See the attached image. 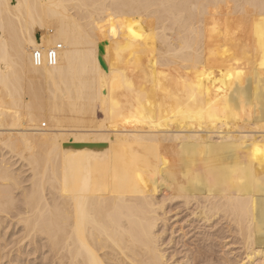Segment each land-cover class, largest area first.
<instances>
[{
  "label": "bare ground",
  "instance_id": "1",
  "mask_svg": "<svg viewBox=\"0 0 264 264\" xmlns=\"http://www.w3.org/2000/svg\"><path fill=\"white\" fill-rule=\"evenodd\" d=\"M175 205L264 264V0H0V264H199Z\"/></svg>",
  "mask_w": 264,
  "mask_h": 264
},
{
  "label": "rangeland",
  "instance_id": "2",
  "mask_svg": "<svg viewBox=\"0 0 264 264\" xmlns=\"http://www.w3.org/2000/svg\"><path fill=\"white\" fill-rule=\"evenodd\" d=\"M57 25H58V23H57V19L56 18H54V17H50V18H48L47 19V21H46V26H47V28L45 29V35L47 36V38L49 39V38H54L57 34H58V27H57ZM47 41V40H46ZM65 115V114H64ZM65 116H68L67 114L65 115ZM69 116H71L70 114H69ZM68 116V117H69ZM73 116V115H72ZM76 115H74V117H75ZM97 116L99 117V119H101L102 118V114H101V112H100V110L99 109H97ZM81 119H83V120H86V122H87V120L89 119V121H90V117H87L86 115H83V116H79ZM86 117V118H85ZM85 122V123H86ZM87 124V123H86ZM78 125H80V124H78ZM83 125H85V124H83ZM43 128H44V126H43ZM46 128V127H45ZM250 132H252L253 130H249ZM256 132V131H255ZM254 131L252 132V133H255ZM170 206V205H169ZM181 206V205H180ZM179 206V207H180ZM172 208H173V206L172 207H170V209L172 210ZM177 208V209H176ZM169 209V210H170ZM180 209V210H179ZM178 209V207H176V205L174 206V208H173V212H170V211H168V216L170 217V219H169V222H168V226H167V228H166V238H165V242H166V244L167 245H165L164 246V248L165 249H167V254H169V255H172L173 254V256H174V258H175V260H177V261H183V262H186L187 261V258H186V256H189V257H191V255L193 254V252H195L194 251V249L197 251V253L199 252H205V253H203V254H200V258H199V261L200 262H198L199 264L201 263V264H207V260H209V262H208V264L210 263V264H224L223 262H224V260H227L226 259V257H228V256H226L225 254H223V253H221V247H220V245H219V242H221L222 240L219 238L220 236H221V234H222V229L221 228H223L221 225H217L218 227L216 228V225L214 226H204L203 225V223H198L197 221L195 222V221H193V219H192V216L190 215V212L189 211H187V210H185V208H183L182 209V206L180 207ZM175 210V211H174ZM184 210V211H183ZM173 215H172V214ZM175 213V214H174ZM188 213V214H187ZM174 219V220H173ZM187 219V220H186ZM178 221V222H177ZM195 222V223H194ZM177 223V224H176ZM171 224V225H170ZM184 224V225H183ZM197 224V225H196ZM200 226H199V225ZM174 225V226H173ZM193 225V226H192ZM173 226V227H172ZM191 226V227H190ZM195 227H197V228H195ZM209 227V228H208ZM213 227H215V230H213L214 228ZM172 229H173V233H174V235H173V237H172V235H171V232H172ZM179 229H181V230H179ZM199 229H201V230H199ZM204 229H205V231L207 232V233H209V234H211V233H213V234H215L216 232V236L215 237H218V239H217V243H213V242H208V241H205V239L203 240V239H201V236H196V238H195V234L197 233V231L198 232H201V231H204ZM211 229V230H210ZM218 229V230H217ZM177 230V231H176ZM183 230V231H182ZM214 231H216V232H214ZM185 235H184V234ZM180 235V236H179ZM189 235H191V236H188ZM173 238V240L171 241V243H168V242H170V238ZM184 237V238H183ZM187 237V238H186ZM177 238V239H176ZM169 239V240H168ZM181 239V240H180ZM184 239H186V240H184ZM190 239V240H189ZM193 239V240H192ZM195 240V241H194ZM205 241V242H203V241ZM219 240H221V241H219ZM200 241V242H199ZM202 241V242H201ZM234 242H232V244L231 245H233V243H234V247L233 246H229V247H231L230 249H228V251H230V252H235L234 254L233 253H231V255L232 256H229L231 259L229 260V261H231L230 262V264H241V261H242V259L243 258H245L244 256H245V254H243L244 253V250L242 249V247L244 246H242L241 244H240V240H233ZM237 241V242H236ZM239 241V242H238ZM192 242H193V244H192ZM208 242V243H207ZM197 243H199L198 245H197ZM202 243V244H201ZM204 243V244H203ZM207 243V244H206ZM210 243V244H209ZM212 243H213V245H212ZM222 243V242H221ZM235 243H236V245H235ZM176 244V245H175ZM238 244H240V245H238ZM243 244V243H242ZM169 245V246H168ZM180 245V246H179ZM185 245V246H184ZM194 245V246H193ZM206 245H208V246H206ZM210 245V246H209ZM212 245V246H211ZM215 245V247H213ZM191 246V247H190ZM200 246V247H199ZM205 246V247H204ZM236 246V247H235ZM239 246L241 247V250H240V248H239ZM175 247V248H174ZM189 247V248H188ZM199 247V248H198ZM204 247V248H203ZM206 247H207V249H206ZM209 247V248H208ZM211 247H213V248H217V250L216 249H212ZM194 248V249H193ZM236 248V249H235ZM239 248V249H238ZM244 248V247H243ZM191 249V250H190ZM193 249V250H192ZM198 249H199V251H198ZM202 249V250H201ZM209 249H212V253H209L208 251H210ZM170 250V251H169ZM189 250V251H188ZM204 250V251H203ZM243 250V251H242ZM192 253H191V252ZM214 251H215V253H214ZM217 251H219V252H217ZM227 251V250H226ZM227 251V255H228V253H230V252H228ZM238 251V252H237ZM180 252V253H179ZM189 252V253H188ZM214 253V254H213ZM216 253H219V255L217 256V254ZM240 253V254H239ZM206 254H207V256H206ZM223 254V255H222ZM241 254H242V257H240L241 256ZM202 255V256H201ZM209 255V256H208ZM226 257H225V256ZM230 255V254H229ZM236 255H238L237 257H236ZM244 255V256H243ZM26 255H23L22 257H23V259H26V260H29V261H31V259H35L36 257H38V254L36 255V256H29V257H25ZM204 256V257H203ZM219 257L220 256V259L221 260H218L217 259V257ZM234 256V257H233ZM202 257V258H201ZM208 257V258H207ZM213 257V258H212ZM229 257H228V259H229ZM235 257H236V260H235ZM178 258V259H177ZM183 258H186V259H183ZM205 258V260H203ZM216 258V259H215ZM210 259H211V261H210ZM213 259H214V262H213ZM241 261H240V260ZM235 260V261H234ZM238 260H239V262H238ZM203 261V262H202ZM219 263H218V262ZM221 261V262H220ZM238 263H237V262ZM13 264V263H12Z\"/></svg>",
  "mask_w": 264,
  "mask_h": 264
},
{
  "label": "built area",
  "instance_id": "3",
  "mask_svg": "<svg viewBox=\"0 0 264 264\" xmlns=\"http://www.w3.org/2000/svg\"><path fill=\"white\" fill-rule=\"evenodd\" d=\"M51 53H52V55H54V52H53V50H51Z\"/></svg>",
  "mask_w": 264,
  "mask_h": 264
},
{
  "label": "water",
  "instance_id": "4",
  "mask_svg": "<svg viewBox=\"0 0 264 264\" xmlns=\"http://www.w3.org/2000/svg\"><path fill=\"white\" fill-rule=\"evenodd\" d=\"M37 38H39V35H37Z\"/></svg>",
  "mask_w": 264,
  "mask_h": 264
}]
</instances>
